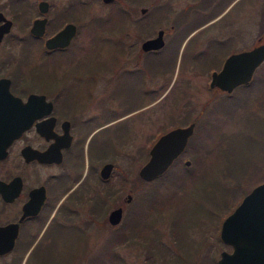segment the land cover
I'll return each mask as SVG.
<instances>
[{"label":"flooded vegetation","instance_id":"flooded-vegetation-1","mask_svg":"<svg viewBox=\"0 0 264 264\" xmlns=\"http://www.w3.org/2000/svg\"><path fill=\"white\" fill-rule=\"evenodd\" d=\"M57 1L0 0V264H48L62 255L59 248L82 252L87 232L103 224L123 235L119 245L128 242L148 197L138 168L150 145L193 123L167 167L178 162L201 116L189 108L150 142L148 130L137 128L148 103L131 107L128 98L158 94L159 77L182 41L209 79L228 54L245 49L229 45L244 35L245 0ZM247 5L258 25L259 1ZM67 24V42L46 46ZM209 79L206 89H220ZM32 93L51 101L24 105ZM134 135L142 137L135 173L131 162L117 163V155L130 154ZM117 207L119 218L111 222Z\"/></svg>","mask_w":264,"mask_h":264},{"label":"rangeland","instance_id":"rangeland-1","mask_svg":"<svg viewBox=\"0 0 264 264\" xmlns=\"http://www.w3.org/2000/svg\"><path fill=\"white\" fill-rule=\"evenodd\" d=\"M55 1L58 6L60 1ZM258 1L261 8L263 0ZM243 4V11L246 12L244 20V35L229 42V45L233 47L236 46V48H246L254 43L264 41V31L262 32L259 30V39L256 37L258 25L256 22L254 25V22L251 19L253 16V9L247 5V0H245ZM101 8V12L105 11L103 7ZM247 13L250 14L251 18H248ZM83 38L81 37V39ZM84 42L87 43L86 39H84ZM189 49V43L186 44L185 41H182L174 54L166 62L162 71V76L159 77L158 80L162 83L160 90L157 92L158 94L154 97H150L148 95H139V93H136V95L134 94L135 97H130L128 99H132L130 100L132 101L131 107L146 102L148 103V107L143 113L145 115L142 117L144 120L142 123L144 125H138L137 123V128L143 131L148 130L147 135L150 142L155 137L158 129L167 126L170 120L183 118L182 115L186 114L189 108L195 109L196 113L201 115L190 145H188L187 150L178 159V162L182 164L185 163L183 160L188 159L189 162L186 163V166L192 168L191 173L193 178H187L182 174V176L179 174L177 175V178H175L176 180L178 177L185 178V180L180 181V185L176 184L177 186H175L174 182L173 184L168 181L159 187V190L156 192L157 196L156 198L154 197L157 203L154 201L153 203L155 204L153 207L158 208L160 213L154 211L155 217H153L154 221L151 223V227L158 230L161 240H168L170 234L171 239L166 241L171 244L170 246L172 249L178 247V249L183 250V248H186L189 244L194 243L201 234H207L206 239L210 243L205 241L203 244H205L206 249H209L208 253L214 255L216 263L219 251L221 249H227V247L224 245L225 243L221 244L220 247L213 244L211 245V243L214 241V229L218 227L219 230L220 221L217 226L215 225L219 213L223 212L226 207H224V203H221V208L212 205L211 200L207 197V192L210 189L209 184H196L194 188H192V182L194 180L196 181L197 176L202 173V170L204 173L207 172V174L210 175L211 172L208 168L211 167L209 164H214L213 161L215 162V160L213 159L214 157H217V149L221 146L227 147L225 141L220 142L218 140V138H220L218 135H222L221 132H239L240 128L243 127L244 129L243 124L246 123L248 118L252 119L255 116L259 118L264 117V104L257 102V100H259V102L264 100V64H260L257 68V75L261 78L254 81L251 87H248L249 89L247 92L250 96L249 101H246L244 104L240 101L239 103H236L235 99L238 95L242 94V89L238 88L234 91V101L231 100V102L227 101V104H220L219 101H222L223 97L222 90L213 89L211 91V89L208 90L205 88V81L209 79V74H204L203 71L199 70V67H205L203 64H196L197 68H195V59L192 58V53ZM213 60L215 63L220 61L218 58ZM202 63H205L204 59L202 60ZM151 80L152 79H150V81ZM158 81L154 77L152 85H154V83L157 85ZM133 86L134 85H132V87ZM134 89L136 88H132V92ZM206 102V108L202 110V105ZM262 128L263 134L260 135V139L259 136L257 137L256 142H253L254 144L248 141V143L244 142L248 144L246 147H239V143L241 142L239 136L235 137L234 142V146L236 147L235 150H237V152L234 154L235 156L233 159H236L242 164L247 163V167H250V165L252 166L253 162H258V166L254 167V170L247 169L249 171L248 176H251L250 180H253V182L257 181L256 183L264 180V122ZM246 134L249 133L245 132L243 136ZM141 142L142 137L134 135L132 138L133 144L131 147H127L129 149L128 152H130V154H128L129 157H125L126 154L124 152L117 155L118 165L123 166L125 161H128L129 164L131 162L133 173H135L137 165L140 163L138 148ZM229 157H232V155H229ZM247 158H250L251 160L248 162L246 161ZM215 168L216 167H214V169ZM219 177H221V175H219ZM245 177L246 176L243 178ZM231 180V178H228V181ZM150 187L151 185L148 182V197L145 199L146 203H144L143 210L145 214L148 212L149 207ZM233 199L234 196L232 195L228 201L231 203V200ZM226 214H224V216ZM141 220L142 223L140 222L139 224L140 226L142 224V227L144 228L140 229V232L144 233V231L146 232L147 230V226L143 225V213H141ZM113 232L114 230L112 227L105 224L99 229L90 230L86 234L87 247L83 248L82 252L79 251L78 253L79 249L66 250V248H59L58 253H61L62 255L56 257L54 261H52L50 257L48 259V264H102L101 260H97L96 254L103 252L105 256H107L109 251L108 246L110 245V242H112L111 239L113 237ZM132 233H135V230L132 231ZM129 238L130 240L128 242L124 245L122 244V246H115L113 250L123 258V264H144V250L142 246L134 242L131 237ZM200 249L201 251L203 249V252L205 251L203 246H201ZM196 254H198V252L192 254L193 259L197 258ZM104 262L105 264L116 263L113 260H106ZM154 262L155 264H161L158 258H155Z\"/></svg>","mask_w":264,"mask_h":264},{"label":"trees","instance_id":"trees-1","mask_svg":"<svg viewBox=\"0 0 264 264\" xmlns=\"http://www.w3.org/2000/svg\"><path fill=\"white\" fill-rule=\"evenodd\" d=\"M258 27L260 31L262 32L264 31V0L262 1V5L259 11ZM260 64H264V60L260 62L258 66H256L251 78L247 82L236 85L231 91L222 90L221 92L223 97H222V101L220 100L219 103L227 104V101L228 102H231V100L234 101L235 99L234 91L238 88L242 89V94L237 96V98L235 99L236 103H239L240 101L244 104L246 103V101H249L250 96L247 90L249 89L248 87H251L254 81H256L257 79L259 80L261 78L259 77V75H257L258 73L257 68L259 67ZM257 102L264 104V100H262L261 102L257 100ZM206 105L207 102L202 105L201 109L204 110L206 108ZM224 115L227 116L226 114ZM263 122H264V117L259 118L255 116L252 119L248 118L246 120V123L243 124L244 129L243 127L240 128L239 132L238 131L235 133L221 132L222 135H218V137H220L218 138V140L220 142L225 141L227 147L221 146L219 149H217L218 150L216 152L217 157H214L213 159L215 160V162L213 161L214 164L213 165L209 164V166L211 167L208 168V170L211 172L210 175H208L207 172L204 173L202 170V173H200L197 176L196 181L192 180L193 181L192 188H194L196 184L210 185V189L207 192V197L211 200L212 205L221 208L222 205L221 203H224V207L226 208H224L223 212L219 213L218 220L215 224L216 226L218 225L219 221H221L224 214L229 212L233 208L234 204L241 198V196L246 191H248L252 185H254L257 182V181L253 182V180H250L251 176L250 177L248 176L249 171L247 169L254 170V167L258 166V162H253L252 166L250 165V167H247L246 165L247 163H244L245 164L244 165L238 162L236 159H233V157L235 156L234 154H236L237 152V150H235L236 147L234 146L235 137L238 136L240 137L241 142L239 143V147L241 146L246 147L248 145L244 142L247 143L248 141L252 143L256 142L257 137L259 136L260 139V135L263 134V128H262ZM245 132L249 134L243 136ZM229 155H232V157H229ZM250 160H251L250 158L246 159V161L248 162ZM214 167L216 168L214 169ZM191 169L192 168L190 166L188 167L184 163L182 164L180 162H173L172 165L167 167L161 174L157 175L153 179L148 180V182L151 185L149 190L148 212L145 214V212H143L144 207L141 205H139L137 208V210L139 211L138 216L140 218H141V213H143V225L147 226L146 227L147 230L146 232L144 231V233H141L140 229H143L144 227L140 226L139 224L136 228L135 226H133L131 232L129 233V237H131L134 240V242L142 246L144 250V254H143L144 264H155L154 262L155 258H158L161 264H216L214 255L208 253L209 249H206L205 244H203L205 241L207 243H210L206 239L207 234H201L196 239V241H194V243L189 244L186 248H183V250L178 249V247L172 249L170 246L171 244L167 242L168 240L171 239L170 234L168 240L166 239L167 241L161 240V236L158 230L151 227V223L154 221L153 217H155L154 211L160 213L158 208L153 207V205L155 204L153 202L156 201L155 200L157 196L156 192L159 190V187L167 183L168 181H170V183L174 182L175 186H177L176 184L180 185L181 184L180 181L185 180V178L178 177V179L176 180L175 178H177V175L179 174L180 175L182 174L187 178L188 177L193 178ZM219 175H221V177H219ZM244 176L246 177L243 178ZM228 178H231L232 180L228 181ZM232 195L234 196V199L231 200L230 203V201L228 200H230ZM134 230L135 233H132V231ZM119 235L120 238L121 236H123L118 232L112 233L113 236L111 239L112 242H110V245L108 246L109 251L107 256H105L103 252H100V254H96L97 260H101L102 264H105L104 261L106 260L108 261L113 260L116 262L115 264H123V258L120 257L115 250H113L115 246L120 244ZM213 236H214V241L213 242L211 241L212 242L211 245L213 244L220 247L221 244H224L221 242V240L218 237V227L214 229ZM224 245L227 247V249H230V246L228 244H224ZM201 246L204 247L205 250L204 252L203 249L201 251L200 249ZM195 252H198V254H196L197 258L193 259L192 254H194Z\"/></svg>","mask_w":264,"mask_h":264},{"label":"water","instance_id":"water-1","mask_svg":"<svg viewBox=\"0 0 264 264\" xmlns=\"http://www.w3.org/2000/svg\"><path fill=\"white\" fill-rule=\"evenodd\" d=\"M43 4L45 1L39 2L41 9L45 8ZM71 28V24L65 25L62 30L46 39L45 45L65 44L71 35ZM263 60L264 41L231 52L224 58L218 70L211 71L209 85L231 91L236 85L247 82L256 66ZM12 97L16 98V101H22L19 97ZM32 101L51 100H46L43 94L32 93L23 104L27 105ZM27 122H22L21 126ZM192 126L193 123H189L160 134L150 145L148 158L138 168V174L147 180L161 174L183 148ZM184 162L186 164L189 161L186 159ZM108 166L109 163H106L101 167L102 174H106L103 172L108 170ZM119 211V207L110 211L108 217L111 222L118 220ZM218 236L230 249L219 251L216 264H264V180L244 193L233 209L222 218Z\"/></svg>","mask_w":264,"mask_h":264}]
</instances>
